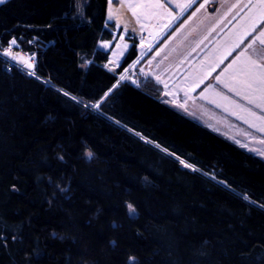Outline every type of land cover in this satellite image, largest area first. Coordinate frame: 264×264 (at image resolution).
Listing matches in <instances>:
<instances>
[{
  "label": "trees",
  "instance_id": "obj_1",
  "mask_svg": "<svg viewBox=\"0 0 264 264\" xmlns=\"http://www.w3.org/2000/svg\"><path fill=\"white\" fill-rule=\"evenodd\" d=\"M106 9L0 4V49L35 52L54 86L0 58V264H264V162L154 92L123 83L105 97Z\"/></svg>",
  "mask_w": 264,
  "mask_h": 264
},
{
  "label": "rangeland",
  "instance_id": "obj_2",
  "mask_svg": "<svg viewBox=\"0 0 264 264\" xmlns=\"http://www.w3.org/2000/svg\"><path fill=\"white\" fill-rule=\"evenodd\" d=\"M119 2L117 15L129 8L135 26L149 31L118 33L120 38L112 43L101 41L100 48L97 44V50L108 53L104 71L116 79L105 97L123 83L154 92L172 110L264 162V0ZM132 46L136 56L120 68ZM19 51L12 42L0 49L6 69L8 60L17 70L29 66ZM90 63L79 54L81 68ZM132 71L137 73L134 78ZM20 72L54 88L35 69ZM98 104L85 106L96 111Z\"/></svg>",
  "mask_w": 264,
  "mask_h": 264
},
{
  "label": "crops",
  "instance_id": "obj_3",
  "mask_svg": "<svg viewBox=\"0 0 264 264\" xmlns=\"http://www.w3.org/2000/svg\"><path fill=\"white\" fill-rule=\"evenodd\" d=\"M6 1H9V0H5V2ZM0 4H2V3H0ZM119 8H120L119 0H107L105 24L106 25H113V27H114L113 38L111 41H109L110 43H112L114 41L116 36H118V33H119V35L120 34L121 35L126 34V33L144 34V32L149 31L145 28L135 26L134 21H133V17H132L133 12L131 9L126 8L124 10L125 12L123 15H121V14L117 15L119 12V10H118ZM115 11H117V12H115ZM116 32H117V34H116ZM98 47H99V43H98Z\"/></svg>",
  "mask_w": 264,
  "mask_h": 264
},
{
  "label": "built area",
  "instance_id": "obj_4",
  "mask_svg": "<svg viewBox=\"0 0 264 264\" xmlns=\"http://www.w3.org/2000/svg\"><path fill=\"white\" fill-rule=\"evenodd\" d=\"M19 52H21V50ZM22 55L23 56H26L30 60L31 63L29 62V64H28L29 66L28 67H26V64L24 66L21 65V68H19L18 70L19 71H22V72H24V71L25 72H29V73L31 71L33 73V70L35 69V66H36V53L23 52L22 51ZM5 59H7V58H5ZM15 66H16L15 63H13V62H11V61L8 60V62H7V71H11L13 68H16ZM123 74H124L123 77H125V78L128 79V77H127L128 74L127 73H123ZM136 74L137 73L135 71H132L133 78H134V76H136Z\"/></svg>",
  "mask_w": 264,
  "mask_h": 264
},
{
  "label": "snow or ice",
  "instance_id": "obj_5",
  "mask_svg": "<svg viewBox=\"0 0 264 264\" xmlns=\"http://www.w3.org/2000/svg\"><path fill=\"white\" fill-rule=\"evenodd\" d=\"M4 2H5V0H0V3H4ZM12 43L15 44V41H12ZM261 43H264V41H261ZM5 54H7V53H5ZM250 103H251V101H250ZM185 166H188V165H185Z\"/></svg>",
  "mask_w": 264,
  "mask_h": 264
}]
</instances>
